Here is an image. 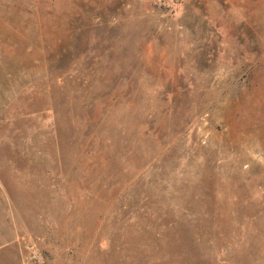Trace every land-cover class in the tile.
Here are the masks:
<instances>
[{
    "label": "rangeland",
    "instance_id": "rangeland-1",
    "mask_svg": "<svg viewBox=\"0 0 264 264\" xmlns=\"http://www.w3.org/2000/svg\"><path fill=\"white\" fill-rule=\"evenodd\" d=\"M0 264H264V0H0Z\"/></svg>",
    "mask_w": 264,
    "mask_h": 264
}]
</instances>
